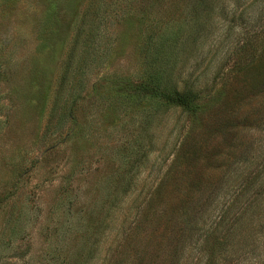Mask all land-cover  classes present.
Returning <instances> with one entry per match:
<instances>
[{"label":"rangeland","instance_id":"374dc122","mask_svg":"<svg viewBox=\"0 0 264 264\" xmlns=\"http://www.w3.org/2000/svg\"><path fill=\"white\" fill-rule=\"evenodd\" d=\"M0 264H264V0H0Z\"/></svg>","mask_w":264,"mask_h":264},{"label":"trees","instance_id":"16d2710c","mask_svg":"<svg viewBox=\"0 0 264 264\" xmlns=\"http://www.w3.org/2000/svg\"><path fill=\"white\" fill-rule=\"evenodd\" d=\"M162 97L169 103L176 104L178 106L184 107L186 109H191V100L185 94L181 93H173V94H162ZM236 254V253H235ZM234 259H242L243 258V251L240 254L233 255Z\"/></svg>","mask_w":264,"mask_h":264}]
</instances>
